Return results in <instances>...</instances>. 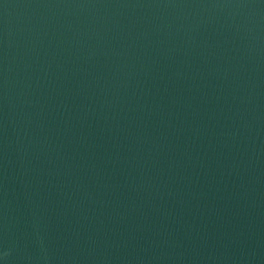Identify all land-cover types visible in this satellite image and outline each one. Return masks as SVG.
Listing matches in <instances>:
<instances>
[{"label":"water","instance_id":"1","mask_svg":"<svg viewBox=\"0 0 264 264\" xmlns=\"http://www.w3.org/2000/svg\"><path fill=\"white\" fill-rule=\"evenodd\" d=\"M263 227L264 0H0V264Z\"/></svg>","mask_w":264,"mask_h":264}]
</instances>
